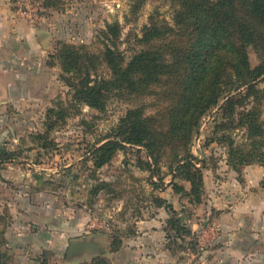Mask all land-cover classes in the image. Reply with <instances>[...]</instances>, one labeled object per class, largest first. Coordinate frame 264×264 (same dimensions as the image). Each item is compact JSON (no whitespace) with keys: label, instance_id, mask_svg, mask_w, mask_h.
<instances>
[{"label":"rangeland","instance_id":"1","mask_svg":"<svg viewBox=\"0 0 264 264\" xmlns=\"http://www.w3.org/2000/svg\"><path fill=\"white\" fill-rule=\"evenodd\" d=\"M13 1L19 12L41 19V26L49 32L53 29L57 36L46 58L48 68L39 67L27 88L18 91L29 97L0 105V152L14 158L0 162L2 264H85L97 256L67 259L71 243L83 239L104 242L110 264H131L126 250L132 251L131 243L138 242L144 227L151 225H160L165 232L163 250L185 264H201L208 258L209 243L225 235L223 225L230 229L226 235L230 240L264 242V167L255 163L236 171L228 164V150L209 142L221 121L218 107L193 132L190 149L206 169L202 203L191 204L171 192L174 178L169 162L164 159L153 166L158 169L154 174L152 160L142 147L126 145L102 168L91 161L94 146L112 137L127 110L143 102L154 104L152 99L113 98L105 111L71 107L60 63L49 65L50 55L62 43L101 52L104 32L113 23L120 26L119 47L130 57L139 50L136 39L142 38L145 27H174L178 7L172 0H58L52 7L44 0ZM248 53L254 69L259 54L251 47ZM254 83L264 88V78ZM58 102L64 103L67 115L63 120L55 118L56 127L48 131V111ZM155 111L150 106L147 113ZM157 197L179 212L193 230L191 238H176V233L167 238L170 213L157 206ZM115 238L121 241V249L112 254Z\"/></svg>","mask_w":264,"mask_h":264},{"label":"trees","instance_id":"2","mask_svg":"<svg viewBox=\"0 0 264 264\" xmlns=\"http://www.w3.org/2000/svg\"><path fill=\"white\" fill-rule=\"evenodd\" d=\"M57 1L44 3L52 7ZM172 1L178 7L174 27H145L142 38L136 39L139 50L130 57L121 51L120 26L113 23L104 32L101 52L62 43L50 55L49 65L60 63L71 107L105 111L113 98L154 102L129 108L112 137L94 146L90 154L95 168L107 165L126 145L142 147L154 174L158 169L153 166L166 159L173 171V192L201 204L206 165L190 146L194 130L213 108H219L221 121L209 142L228 150V164L236 171L255 163L264 167V88L254 83L264 78V0ZM250 47L260 57L254 69ZM150 106L156 110L152 114L147 113ZM66 115L63 102L49 109L48 131L56 127L55 118L63 120ZM0 156L1 163L14 159L5 152ZM155 202L170 213L165 228L169 240L171 233L176 238L193 236L171 203L162 197ZM120 249L121 241L115 238L110 253ZM1 260L2 256L0 264ZM85 264L110 262L97 256Z\"/></svg>","mask_w":264,"mask_h":264},{"label":"crops","instance_id":"3","mask_svg":"<svg viewBox=\"0 0 264 264\" xmlns=\"http://www.w3.org/2000/svg\"><path fill=\"white\" fill-rule=\"evenodd\" d=\"M15 5L13 0H0V105L29 97L18 91L27 88L32 73H37L39 67L45 64L43 67L48 68L46 58L53 48L52 39L57 36L53 29L51 33L43 28L42 21L30 23ZM170 190L173 192L172 188ZM225 217L223 221H226ZM222 230L225 237L209 243L208 258L201 264H264V242L251 243L242 238L230 240L226 236L229 227L223 225ZM164 241L165 232L160 225L144 227L139 241L131 243L132 251L126 250L128 262L185 264L163 250Z\"/></svg>","mask_w":264,"mask_h":264},{"label":"water","instance_id":"4","mask_svg":"<svg viewBox=\"0 0 264 264\" xmlns=\"http://www.w3.org/2000/svg\"><path fill=\"white\" fill-rule=\"evenodd\" d=\"M96 238V237H94ZM108 246L97 239H83L81 241H73L68 249V260L91 259L95 256L105 255Z\"/></svg>","mask_w":264,"mask_h":264},{"label":"built area","instance_id":"5","mask_svg":"<svg viewBox=\"0 0 264 264\" xmlns=\"http://www.w3.org/2000/svg\"><path fill=\"white\" fill-rule=\"evenodd\" d=\"M20 13L25 19H27L32 24H37L42 21L41 19L35 18L34 16L30 15L28 12L21 11Z\"/></svg>","mask_w":264,"mask_h":264}]
</instances>
